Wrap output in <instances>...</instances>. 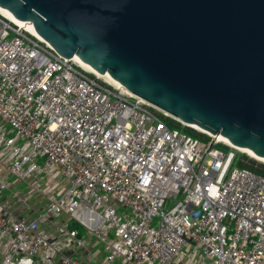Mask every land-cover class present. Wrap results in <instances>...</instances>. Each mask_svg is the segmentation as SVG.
<instances>
[{"label": "built area", "instance_id": "2783aa9c", "mask_svg": "<svg viewBox=\"0 0 264 264\" xmlns=\"http://www.w3.org/2000/svg\"><path fill=\"white\" fill-rule=\"evenodd\" d=\"M157 110L0 10V264H264V176Z\"/></svg>", "mask_w": 264, "mask_h": 264}, {"label": "water", "instance_id": "95a60500", "mask_svg": "<svg viewBox=\"0 0 264 264\" xmlns=\"http://www.w3.org/2000/svg\"><path fill=\"white\" fill-rule=\"evenodd\" d=\"M185 125L264 158V0H0Z\"/></svg>", "mask_w": 264, "mask_h": 264}, {"label": "trees", "instance_id": "16d2710c", "mask_svg": "<svg viewBox=\"0 0 264 264\" xmlns=\"http://www.w3.org/2000/svg\"><path fill=\"white\" fill-rule=\"evenodd\" d=\"M157 114L159 115V117L170 127H176L179 128L195 137H198L200 139H207L208 135L205 132L199 131L197 129H195L192 126L189 125H185L183 123H181L180 121H178L177 119L162 113L161 111H156ZM222 147H228V145L224 144V143H219ZM238 158H237V163L240 165H243L247 168H249L250 170H252L253 172L263 175L264 176V161L257 159L251 155H249L248 153L242 151V152H238Z\"/></svg>", "mask_w": 264, "mask_h": 264}, {"label": "bare ground", "instance_id": "6f19581e", "mask_svg": "<svg viewBox=\"0 0 264 264\" xmlns=\"http://www.w3.org/2000/svg\"><path fill=\"white\" fill-rule=\"evenodd\" d=\"M0 10L1 11H3L8 17H10L12 20H14V21H16V22H18V23H20V24H25L23 21H21L20 19H18V18H16L15 16H13L11 13H10V11H8L5 7H2V6H0ZM35 35H37L38 37H40L37 33H36V31L34 30V29H32L31 27H29L27 24H25ZM41 38V37H40ZM47 42V41H46ZM70 57H72V59H74L75 61H77L78 63H80L83 67H85L86 69H88V70H90V71H92V72H94V73H96L97 75H99V76H101V77H104L107 81H109V82H112V83H115V84H117V85H121V86H123L122 84H120L118 81H116L115 79H113L107 72H102V73H100V72H97L95 69H93L88 63H86V62H84V61H82L78 56H76V55H72V56H70ZM124 87V86H123ZM125 88V87H124ZM126 89V88H125ZM126 90H128V89H126ZM129 91V90H128ZM132 93V92H131ZM143 99V98H142ZM190 125H192V126H194V127H196V128H199V129H202V128H200V127H198V126H196L194 123H191ZM219 138H221L222 140H224V141H226V142H228V143H230V144H232L231 142H229L228 141V139L226 138V137H223V136H221V135H219V134H216ZM233 145V144H232ZM235 146V145H234ZM237 147H239V146H237ZM239 148H241V149H243V150H245L249 155H251V156H253V157H255V158H257V159H260V160H263L264 161V158L263 157H260V156H257V155H255L250 149H248V148H245V147H239Z\"/></svg>", "mask_w": 264, "mask_h": 264}, {"label": "rangeland", "instance_id": "374dc122", "mask_svg": "<svg viewBox=\"0 0 264 264\" xmlns=\"http://www.w3.org/2000/svg\"><path fill=\"white\" fill-rule=\"evenodd\" d=\"M101 77V76H100ZM101 78H104V77H101ZM105 79V78H104Z\"/></svg>", "mask_w": 264, "mask_h": 264}]
</instances>
